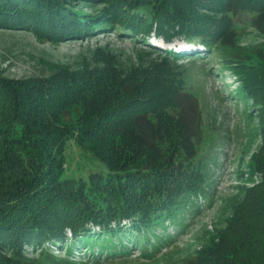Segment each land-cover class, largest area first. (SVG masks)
Segmentation results:
<instances>
[{
	"label": "trees",
	"instance_id": "obj_1",
	"mask_svg": "<svg viewBox=\"0 0 264 264\" xmlns=\"http://www.w3.org/2000/svg\"><path fill=\"white\" fill-rule=\"evenodd\" d=\"M72 1L0 0V26L27 27L57 42L116 24L166 44L197 36L235 57L239 91L260 111L262 142L251 161L260 181L183 264H264V0H99L103 7L94 16L74 9ZM241 13L262 38L250 55L232 49ZM105 62L104 68L60 69L45 78L0 76V264L57 262L46 246L59 245L67 232L87 242L96 233H124L126 222L130 234L144 237L198 195L196 102L180 76L154 65L120 74ZM67 139L106 171L63 178ZM24 245L38 255L25 257Z\"/></svg>",
	"mask_w": 264,
	"mask_h": 264
},
{
	"label": "rangeland",
	"instance_id": "obj_2",
	"mask_svg": "<svg viewBox=\"0 0 264 264\" xmlns=\"http://www.w3.org/2000/svg\"><path fill=\"white\" fill-rule=\"evenodd\" d=\"M72 3L84 15H97L103 7L99 0ZM242 14L234 20L232 49L235 55H250L262 38L248 15ZM227 53L197 36L175 37L166 44L152 33L141 38L116 24L93 27L57 42L37 38L27 27L0 26V76L6 79L45 78L60 69L88 72L104 68L105 61L120 74L154 65L180 76L183 91L196 102L199 124L193 161L202 174L198 195L187 198L173 219L162 222V229L155 223L144 237L131 235L126 222L124 233H96L87 242L67 232L59 245L47 243L46 251L58 260L52 264H183L224 227L233 205L260 181L251 161L262 142L260 111L248 93H240L232 66L235 57ZM63 155V178L86 179L89 172L106 171L102 162L70 139L64 143ZM158 232L160 239L151 240ZM23 255L35 258L38 249L24 245Z\"/></svg>",
	"mask_w": 264,
	"mask_h": 264
},
{
	"label": "bare ground",
	"instance_id": "obj_3",
	"mask_svg": "<svg viewBox=\"0 0 264 264\" xmlns=\"http://www.w3.org/2000/svg\"><path fill=\"white\" fill-rule=\"evenodd\" d=\"M180 52V51H179ZM182 52H185V51H181L180 53H182Z\"/></svg>",
	"mask_w": 264,
	"mask_h": 264
}]
</instances>
